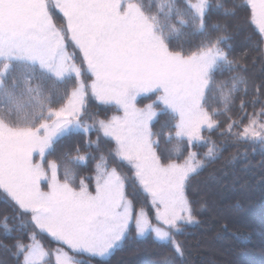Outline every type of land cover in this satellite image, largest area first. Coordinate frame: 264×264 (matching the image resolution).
<instances>
[{"label": "snow or ice", "instance_id": "obj_1", "mask_svg": "<svg viewBox=\"0 0 264 264\" xmlns=\"http://www.w3.org/2000/svg\"><path fill=\"white\" fill-rule=\"evenodd\" d=\"M240 29L264 58V0H0V264H103L126 240L149 235L172 249L155 264H190L178 236L201 223V209L187 190L221 152L204 133L264 152V79L250 72L248 51L233 55ZM89 97L123 115L99 118ZM74 135L86 138L48 159ZM196 147H206L203 159ZM89 163L94 177L80 176ZM139 190L154 218L129 198ZM42 234L73 254L46 248Z\"/></svg>", "mask_w": 264, "mask_h": 264}, {"label": "trees", "instance_id": "obj_2", "mask_svg": "<svg viewBox=\"0 0 264 264\" xmlns=\"http://www.w3.org/2000/svg\"><path fill=\"white\" fill-rule=\"evenodd\" d=\"M145 3H149V0H145ZM213 3H215V0H213ZM51 11L55 23L58 26L64 24L62 13L55 8H52ZM212 18L215 20L218 15L214 13ZM248 35L247 29H240L232 34L229 43L232 45L233 55L239 56L241 53L248 51L249 58L246 63L249 65L250 72L257 80L264 79V58H261L259 53L251 50ZM190 39L192 41L191 46H194L199 37L193 36ZM188 46L186 45V47ZM73 50V45L69 42L68 51L72 52ZM253 58H256L255 63H253ZM50 86L49 84L48 87ZM157 95L159 93L143 95L139 99V103L142 104L147 100L154 99ZM88 108L90 111L97 113L99 118H108L121 112L115 104L101 105L92 97H89ZM257 108H259V105H257ZM248 110L251 111L252 109L249 108ZM167 118V116L159 117L161 121ZM219 119L224 120L225 118L220 117ZM156 127H159V125L157 124ZM204 135H211V138L220 145L221 152L218 154L217 159L205 161V166L191 179L187 194L189 199L194 202V207L201 209L197 214V219L201 223L187 226L185 235L178 236V239L187 242L190 249L188 254L190 264H235L231 260V256H228L232 252L229 250L231 247L237 257L241 256L247 260V264H264V243L261 242L262 236H264V152L261 151L259 144L223 142L224 138L216 132L211 134L205 132ZM89 136L91 139H95L96 133L92 132ZM85 138L81 135H74L71 138L61 140L56 146L57 151L48 156V159H56L60 153L72 149L76 143ZM113 146L111 143L102 144V149L106 152L108 148ZM193 150L197 151L200 154L199 158L203 159V153L207 149L206 147H196ZM82 151L87 150L82 149ZM171 158L176 159L174 155ZM110 166L117 167L122 174L132 175V171L127 164H120L110 159ZM77 171L80 176L94 177V163H89L87 167L78 168ZM86 182L94 188V179ZM246 184L253 186L252 196L248 202L245 200L247 196L243 190ZM214 189H217L216 193L213 192ZM217 194H219L220 203L223 202L229 206L225 212H228V215L229 213H235L236 216L232 220H228V218L214 220L210 215L212 212H209L208 201L210 199L216 201ZM129 198L134 200L137 210L143 207L149 216L154 218L155 210L151 205L150 196L139 190L137 196H130ZM5 207L4 204L0 203V211L5 210ZM223 225L228 226L227 230L223 229ZM239 234L249 236L250 242L237 238ZM133 236H135L134 228ZM219 237H224L227 247L223 248L219 244ZM38 238L48 249L54 251L58 247H63L65 251H69L70 255L73 254L67 246L58 244L46 234H42ZM205 238L210 239L215 248H219L220 255L215 257L212 253L206 255L203 247ZM171 252V247L163 246L153 236L149 235L143 238L126 240L123 246L115 250L103 264H155L165 254ZM216 254H218V250H216ZM77 258L87 259V257ZM9 264H14V262L10 261ZM89 264H102V262L92 259L89 260Z\"/></svg>", "mask_w": 264, "mask_h": 264}, {"label": "rangeland", "instance_id": "obj_3", "mask_svg": "<svg viewBox=\"0 0 264 264\" xmlns=\"http://www.w3.org/2000/svg\"><path fill=\"white\" fill-rule=\"evenodd\" d=\"M52 2L54 3V0H52ZM53 21H54V19H53ZM54 23H55V21H54ZM143 95H146V94H142L141 96H139L137 98V107H139V108H143L145 105L153 103V101L156 100V97H155L154 99L147 100L144 103L140 104L139 103V99ZM157 111H158V109H157ZM114 115H123V112L121 111L120 113H116ZM34 159L39 161V156L38 155H34ZM252 189H253V186L249 185V184H246L244 186V188H243L244 194H246V196H247V199H245L246 202H248L251 199ZM213 192L216 193L217 189H214ZM216 196H217L216 197L217 198L216 201H213V199L209 200V197H208V200H209L208 201L209 202L208 206L210 208L209 212H212L210 215L214 218V220H220V219H224V218H228V220H230V219L232 220V218L236 216L235 213H229V215H228V212H225V210H228L229 206H227L223 202L220 203V201L218 199L219 194H217ZM218 240H219V244H221L223 246V248L227 247L226 246L227 245L226 244V240L224 239V237H219ZM203 247H204V251L206 252V255H210L212 253L214 255V257H215V256H218V255L221 254L219 248H215V245L213 244V242L210 239H208V238H205V242H204V246ZM216 250H218V254H216ZM229 250L232 251V252H231V254L229 253L228 256H231V260H233L235 262V264H247V260L245 258H242L241 256L237 257V254L233 253L232 247L229 248Z\"/></svg>", "mask_w": 264, "mask_h": 264}]
</instances>
